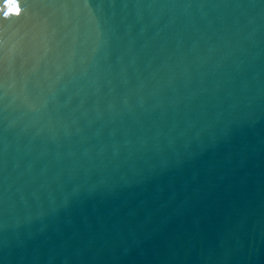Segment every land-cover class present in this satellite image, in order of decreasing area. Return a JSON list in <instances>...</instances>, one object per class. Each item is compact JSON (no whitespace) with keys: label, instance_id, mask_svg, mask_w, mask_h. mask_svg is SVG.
<instances>
[{"label":"water","instance_id":"water-1","mask_svg":"<svg viewBox=\"0 0 264 264\" xmlns=\"http://www.w3.org/2000/svg\"><path fill=\"white\" fill-rule=\"evenodd\" d=\"M0 0V264H264V0Z\"/></svg>","mask_w":264,"mask_h":264},{"label":"snow or ice","instance_id":"snow-or-ice-1","mask_svg":"<svg viewBox=\"0 0 264 264\" xmlns=\"http://www.w3.org/2000/svg\"><path fill=\"white\" fill-rule=\"evenodd\" d=\"M7 3H8V8L5 14L8 15L10 13H15V14L20 13L21 9L19 7L18 0H7Z\"/></svg>","mask_w":264,"mask_h":264}]
</instances>
